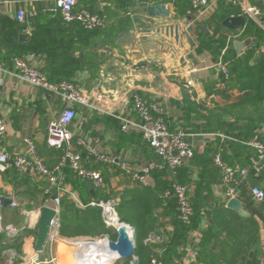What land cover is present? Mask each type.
I'll return each mask as SVG.
<instances>
[{
  "label": "crops",
  "instance_id": "obj_1",
  "mask_svg": "<svg viewBox=\"0 0 264 264\" xmlns=\"http://www.w3.org/2000/svg\"><path fill=\"white\" fill-rule=\"evenodd\" d=\"M53 2L54 0H11L7 8L0 9V61L7 69V72L2 74L3 83L0 85V115L7 125L5 135L0 138V152L5 150L15 157L26 149L25 138H31L39 155L48 166L56 165L63 154L61 149L47 144V126L48 122L61 112L65 103L58 93L21 80L16 75L17 71L13 62L16 56L26 58L32 65L43 70L53 82L68 78L89 91L91 105H76L77 117L70 126L74 147L80 149L77 142L79 138H83L115 160L112 164H106L89 156L84 150V164L102 172L104 187L98 189L93 185L94 193H92L83 179L67 167L63 178L64 191L60 193L61 202L62 197L68 195L79 206L84 207L92 201L120 199L121 194L133 189L141 191L143 186L134 182L129 172L120 168V164L127 161L131 170H136L152 159H160L145 142L141 132L135 129L130 132L122 131L118 117H130L138 121L139 117L132 102V96L135 93L164 100L168 108L170 128L186 130L189 133L188 141L196 149L195 159L185 161L178 167V176L187 182L191 196L194 195L199 181H203L204 184L212 181L210 185L212 197L209 203L202 207L201 222L195 230L190 232L188 240L178 245L175 252L168 256L169 264H249L248 262L254 260L264 264V222L258 215L255 216L259 218L260 235L256 245V240L251 239L252 237L248 234L244 237L228 235L222 229V224L216 218H211L220 215L218 211L222 201H225V206L229 208L227 206L229 199L225 195L224 188L221 187L220 171L211 165L212 149L216 151L222 149L228 162L248 166L250 153L239 146L231 145L230 142H240V140L228 135V131H264V98L262 97L264 89L253 94L248 87L243 86L242 82L232 86H229L227 82L222 85L223 81L215 67L220 56L216 58L214 48L216 42L212 41L216 27L213 17L222 18L227 14L228 17L244 15L246 24L249 18L262 28L250 16L245 15L243 9L247 4L259 8L264 13V2L239 0L238 4L232 5L222 0H214L206 15L197 20L193 26L194 44L191 47L187 43V35H183L185 25L182 22L187 18L192 20V17L187 14L191 0H145L142 4L127 3L122 0H81L76 10L86 9L106 16V24L103 27L93 31L82 28L84 32L81 36H77L76 26L73 29L72 24H64L60 14L50 11ZM160 2L170 7L172 20L180 22V41L177 42L171 36L165 37L164 40L152 34L147 44L155 40L157 44L149 46V55L153 59H158L160 64L158 66L148 64L150 72L146 75L141 70H134L131 66L133 62L135 64L145 57V54L140 58L132 55L140 53L138 49L140 42H137L136 48H130L123 55L116 40L123 31L133 29L135 22L132 21V16L140 13L142 5ZM236 8L239 13L234 11L227 13V10ZM19 10L26 12L24 21L17 18ZM30 11H36L37 15L30 16ZM225 18L227 17H224L222 21ZM23 24L25 28H22ZM244 28L229 30L223 26L221 30L227 38L230 35L235 36L231 40L234 47L236 42L254 39L243 49L242 54L251 45L255 46L257 40L252 33L245 35ZM196 29L199 30V37ZM22 33L28 34V37L21 39ZM159 40L161 44H158ZM229 46L231 48V45ZM187 50L195 55L194 65L187 60L185 64L181 62ZM256 55H260L257 54V50ZM74 60L82 65L76 71H72ZM124 66H128L129 75L132 73L135 75L133 78L122 75L118 83L112 86L109 82L116 79L115 73H119ZM83 73L90 74L91 78L83 81L81 78ZM105 73L106 77H103ZM156 74H161L165 92H160L152 86L153 76ZM84 82L88 84V87L84 85ZM109 93L113 96H109ZM96 101L108 105L109 110H103L95 104ZM212 168L216 169L218 174L217 172L213 174ZM171 177L167 169L156 171L151 177L153 183L151 187L154 188L159 184L162 186L165 181L169 182ZM79 180L85 183L87 190L77 184ZM253 186L264 188V166L260 176L250 174L242 180L240 186L237 198L242 201L249 216L255 206L261 204L254 201V205H247L248 200L253 199L250 194ZM47 187V180L40 175H24L15 168L0 173V196L10 198L12 203L18 204L17 206L11 204L7 208L0 207V227L3 228H0V233L6 232L4 233L6 238H2L3 241L0 242V253L4 251L15 253L21 260V264H35L37 260L42 262L47 260L46 262L49 263L51 256H55L56 263L60 264L62 257L71 250L77 249V242L87 241L93 237L114 240L110 237V233L115 229L107 225L111 229L108 232L101 234L95 232L77 237H64L58 231L53 243L48 240L44 250L38 252L36 238L40 218L46 200L49 199L52 203L55 194L53 192L52 195H48ZM80 195L88 203L84 204L80 200ZM165 205H167L166 200L158 208L154 206L158 221L155 229L150 233L164 237L161 243H153L155 250L160 251L163 257L165 241L169 239V233L174 230L171 224L172 215L164 207ZM213 211L217 213L213 214ZM262 212L264 214V211ZM8 226H14L18 231L10 235L7 233ZM15 241L21 244L20 251L8 247ZM240 244L241 249H239ZM136 257L140 259L137 254ZM121 259L124 260L123 264L132 263V259ZM115 264H121L120 259L115 258ZM141 264H143L142 261ZM145 264L150 263L147 261Z\"/></svg>",
  "mask_w": 264,
  "mask_h": 264
},
{
  "label": "built area",
  "instance_id": "obj_2",
  "mask_svg": "<svg viewBox=\"0 0 264 264\" xmlns=\"http://www.w3.org/2000/svg\"><path fill=\"white\" fill-rule=\"evenodd\" d=\"M81 0H54L53 7L50 11L60 14L64 24H78L87 31H93L103 27L106 24V16L93 13L86 9L76 10L77 4ZM127 3L142 4L143 0H122ZM214 0H191V7L187 10V14L192 17L191 24L195 25L197 20H200L209 6ZM225 3L236 5L239 0H222ZM11 0H0V9L7 8ZM243 12L250 16L264 29L262 16L264 13L257 7L245 4ZM26 12L19 10L17 18L24 21ZM29 15L34 17L37 15L36 11H30ZM231 17H234L232 15ZM232 37L227 38V43L221 51L220 59L215 67L223 82L230 79V69L228 63L223 59L226 54ZM257 50V54L264 53V43ZM16 68V75L29 84L44 88L51 92H56L61 95L65 105L61 112L48 122L47 130V144L50 147L61 149L63 154L59 162L53 167H49L44 159L39 155L36 145L31 138H25L26 149L12 157L7 151L0 152V173L15 168L19 173L24 175H40L43 176L47 182L48 187L46 193L56 196L50 200H46L45 206H51L55 209L56 214L51 223V229L48 240L53 243L55 235L58 234L60 226V211H61V197L60 193L64 191L63 178L65 177V169L71 168L73 172L81 179L91 180L96 188L104 187V176L100 170L90 168L84 164L83 155L84 150L89 156L95 158L97 161L106 164L115 162L113 158L102 153L99 148L91 145L83 138H79L78 145L80 149L75 148L73 144V133L70 126L77 117L76 105H91L90 93L87 89L71 80H60L53 82L49 80L47 74L40 68L32 65L26 58L16 56L13 58ZM7 72L5 65L0 61V85L3 83L2 74ZM133 108L137 113L138 121L130 117L119 116L121 121V129L124 132H130L135 129L142 133L143 139L153 150L154 154L160 159L150 160L145 166L140 169L131 170L127 161L120 164V168L129 172L131 179L142 185L143 187H151L152 175L156 171L169 169L172 174V179L169 187L164 190L163 198H174L178 216L182 222L190 224L194 215V207L191 201L190 187L187 184L180 183L177 180L178 167L185 161L192 159L196 155L194 145L188 141L189 133L182 129H171L168 121V108L166 102L161 99H155L142 96L138 93L132 96ZM7 125L4 118L0 115V138L6 133ZM222 135V134H220ZM244 145L254 148L256 154L249 157V165L242 166L239 163L229 164L225 161L221 151L213 154V165L220 171L221 187L225 190L227 199L238 196L242 180L250 174L260 176L263 171L264 163V131L257 130L255 135L249 140L242 142ZM250 194L253 200L257 203L264 202V188L262 186H253L250 189ZM51 203V204H50ZM117 201L115 199L92 201L88 205L93 207H100L102 215L107 226H112V220L117 217L120 220L117 209ZM16 202L12 206H17ZM83 206V205H82ZM121 222V221H120ZM115 228V227H114ZM129 230L133 232L130 225ZM8 234H15L18 230L14 227L7 229ZM164 237L161 235L150 234L146 243L162 242ZM50 262H56V258L52 257ZM35 264H48V262L37 261ZM150 264H165L164 258L160 251L152 256Z\"/></svg>",
  "mask_w": 264,
  "mask_h": 264
},
{
  "label": "trees",
  "instance_id": "obj_3",
  "mask_svg": "<svg viewBox=\"0 0 264 264\" xmlns=\"http://www.w3.org/2000/svg\"><path fill=\"white\" fill-rule=\"evenodd\" d=\"M262 2H264V0H262ZM189 8H187V10ZM232 11H234V13H239L238 8H236L235 10H227V13H231ZM228 16L229 15L227 14V16H223L222 18H219V16L213 17V21L216 22V27L214 29V39L212 41L216 42V45L214 47L216 52V58L220 56L222 48L225 47L227 43V37L221 33V30L223 29L222 19ZM24 25L25 24L22 25V28H25ZM71 26L73 27V29L75 26L77 27V36H81L83 34L84 30L79 25L72 24ZM196 31L199 37V30L196 29ZM243 33L245 35H249L252 33L257 37V40L255 46L251 45L241 55H238L232 43L229 44L231 45V48L229 46L226 54L223 56V59L228 63L230 69V79L227 81V83L229 84V86H232L235 85V83L237 82H242L243 86L248 87L250 91L253 92V94H256L258 90L261 91L264 89V53L256 55L257 47L263 45L264 43V31L260 27H258L251 19L248 18ZM82 63L85 62L82 61ZM81 67V63L79 61L76 62L74 60V68L72 71H76ZM65 79L68 80V78ZM65 79L62 78L61 80ZM262 97L264 98V95ZM228 135H232V137L240 140V142H230L231 145L234 144L236 146H239L241 149H245L246 152L250 153L249 157L251 155L256 154V150L254 148L248 147L242 143L243 140L246 141L252 138L255 135V130H248L246 132L230 130L228 131ZM212 151L213 154L217 152L213 149ZM218 151H221L223 154L222 149H219ZM195 157L196 155L192 159H190V161H193ZM223 157L225 159L224 155ZM225 161L228 162L226 159ZM228 163L232 165L235 164V162ZM211 165H213V160L211 161ZM247 165H249V158ZM167 170L168 175L172 176L171 171L169 169ZM211 172H213V174L217 172L218 174V171L214 168L211 169ZM177 180L180 183L187 184L184 178L178 176V172ZM170 183L171 180L169 182L167 180L164 184H162V186H160L159 184L158 186L156 185V187L154 188L143 187L141 191L133 189L131 191L121 194L120 199L113 198L117 201L116 209L120 221L130 224L134 229L136 254L139 256L143 264L147 263V261L150 263V259L152 258V256L157 254V251L155 250L154 246H152V244L145 243L146 238L155 229V224L158 221V217L154 213V206L158 208V206L162 205L166 200L167 205H165L164 207L172 215L171 224L173 225L174 230L169 233V239L165 241V253L163 257L165 264H169L168 256L172 255L173 251L175 252V250L178 248V245L184 244L186 240H188L187 238H189L190 232L197 228L202 219V207L208 204L210 201L209 199H211L210 197H212L210 186L212 181L206 184H204L203 181H199L194 195L191 196V201L194 207V215L192 217L191 223L186 224L182 222V220L178 216L175 199H165L162 196L164 190L169 187ZM77 184H79V186L84 190H87L85 183L82 180H79ZM79 186H77V188H79ZM205 192H207L208 194H204ZM80 196V200L84 204L88 203V201H86L82 197V195ZM247 205H254V200H248ZM232 211V209L227 208L225 206V201H222L220 210L218 211L220 215L213 216L211 218H216L217 221L222 224V229L228 235H238L239 237H244L246 234H248L249 237H252L251 239L256 240V245V242L260 235V223L258 221L259 218H257L255 215H258L260 219L264 222V214L262 212L264 211V202H262L259 206H255L254 211H252V214L248 217H242L235 211H233L232 214H229V212ZM212 213L215 214L217 213V211H213ZM110 230L111 229L105 224L104 218L102 216V209L100 207H93L88 204H86L84 207H81L72 198H69L68 195L62 197L59 226V232L62 236L77 237L82 235H89L95 232L101 234ZM4 233L6 232L4 231L3 233H0V242L3 241L2 238ZM100 239L102 238L93 237L89 238V240L87 241H98ZM8 247L16 248L18 251L21 250V244L18 241L10 243ZM239 249H241V244L239 245ZM17 261L21 262L20 259H18ZM248 263L259 264L258 260L250 261Z\"/></svg>",
  "mask_w": 264,
  "mask_h": 264
},
{
  "label": "water",
  "instance_id": "obj_4",
  "mask_svg": "<svg viewBox=\"0 0 264 264\" xmlns=\"http://www.w3.org/2000/svg\"><path fill=\"white\" fill-rule=\"evenodd\" d=\"M262 20L264 21V16H262ZM132 21L135 22L133 24V29H127L120 33L117 37L116 43L121 54L125 55L129 51L130 48H136V44L139 41L140 47L138 48L139 54H132L133 56L140 58L143 54L145 57L139 62H134L131 64L132 68L135 70H141L146 75L149 74L150 68L148 64L154 66H158V59H153L149 54V46L157 44V40L150 42V36L154 34L155 37H160L165 40V37L171 36L178 42L180 41V22L173 21L172 15L170 11V7L165 3H151L147 5H142L141 11L139 14L132 16ZM185 25V32L183 35H187V43L191 47L193 43L192 33L194 27L191 24L189 18L185 21H182ZM222 25L229 30H240L246 25V18L244 15H238L234 17H227L222 21ZM164 36V37H161ZM28 37V34H20L21 39H25ZM254 39H247L243 42H236L235 47L239 55L242 54L243 49L250 45ZM158 44H161V40H159ZM184 46V45H183ZM186 60L189 61L192 65L195 64V55L190 50L186 51V56L181 59L183 64L186 63ZM129 63V61H126ZM85 71H90L89 69H85ZM116 74V79L109 82L112 86L116 85L121 78L122 75H128L130 78H133L135 73L129 75L128 66H124L119 73ZM194 76V75H192ZM103 77H106L103 75ZM152 86L158 89L160 92H165V86H162V76L161 74H156L153 76ZM83 81H86L87 78H91V75L88 73H83L81 75ZM105 86H107L106 82H104ZM84 85L88 87V84L84 82ZM97 91V89H95ZM100 97V94H98ZM109 96H113L112 93H109ZM96 105L100 106L103 110H109L108 105L103 102L96 101ZM86 183V186L94 193V186L91 180H83ZM56 193L54 194V197ZM12 204V200L5 196H0V207L7 208ZM227 206L233 210H235L240 216L248 217V212L244 209L243 203L240 199L233 197L227 201ZM56 214V211L51 206H44L42 216L40 218L38 234L36 238V247L38 252H42L44 247L48 241L51 223ZM129 224L125 222H121L120 227L117 231V240H109V249L116 253L117 259H132L131 264H141V260L136 257V245L134 242V230L132 234H130Z\"/></svg>",
  "mask_w": 264,
  "mask_h": 264
},
{
  "label": "bare ground",
  "instance_id": "obj_5",
  "mask_svg": "<svg viewBox=\"0 0 264 264\" xmlns=\"http://www.w3.org/2000/svg\"><path fill=\"white\" fill-rule=\"evenodd\" d=\"M112 222L117 225V229L121 225L117 217H114ZM77 246L76 250L67 252L68 254L60 259V264H103L117 257L116 253L109 249V239L80 241Z\"/></svg>",
  "mask_w": 264,
  "mask_h": 264
},
{
  "label": "rangeland",
  "instance_id": "obj_6",
  "mask_svg": "<svg viewBox=\"0 0 264 264\" xmlns=\"http://www.w3.org/2000/svg\"><path fill=\"white\" fill-rule=\"evenodd\" d=\"M262 29V28H261ZM263 31H264V29H262ZM112 225L115 227L114 229H115V231H111V233H110V237L112 238V239H114V240H116L117 239V237H118V235H117V232H116V229H117V225L114 223V222H112ZM3 226V225H2ZM10 227H12V226H8L7 227V229L8 228H10ZM14 227V226H13ZM112 227V226H111ZM0 228H2V227H0ZM5 228V227H4ZM113 228V227H112ZM3 229V228H2ZM7 233H8V231H7ZM3 238H6V234H3ZM147 239V238H146ZM145 243H146V240H145ZM153 243L154 242H152V243H146V244H152V246H153ZM55 257V256H54ZM18 255H16L15 253H13V252H10V251H4V253H0V264H21V262H18L17 260H18ZM51 258H52V256H51ZM51 258H50V260H51ZM63 258V257H62ZM49 260V261H50ZM37 261H41L42 262V260H37ZM44 262H46L47 260H43ZM123 261L124 260H122V259H120V263L121 264H123ZM60 262V261H59ZM48 264H57L56 262L54 263V262H50V263H48ZM103 264H115V259H112V260H110L108 263H103Z\"/></svg>",
  "mask_w": 264,
  "mask_h": 264
}]
</instances>
